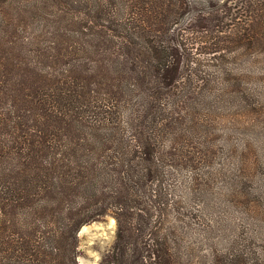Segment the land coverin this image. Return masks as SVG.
Instances as JSON below:
<instances>
[{
	"label": "rangeland",
	"instance_id": "1",
	"mask_svg": "<svg viewBox=\"0 0 264 264\" xmlns=\"http://www.w3.org/2000/svg\"><path fill=\"white\" fill-rule=\"evenodd\" d=\"M204 1L178 16L159 0H0L50 55L0 48V91L74 147L52 185L97 212L79 264L117 235L156 264H264V51L210 25Z\"/></svg>",
	"mask_w": 264,
	"mask_h": 264
},
{
	"label": "trees",
	"instance_id": "2",
	"mask_svg": "<svg viewBox=\"0 0 264 264\" xmlns=\"http://www.w3.org/2000/svg\"><path fill=\"white\" fill-rule=\"evenodd\" d=\"M124 10L131 0H104ZM175 15L200 13L189 0H159ZM207 22L250 55L264 51V0H205ZM191 7V9H190ZM198 9V10H197ZM45 39L0 3V48L13 59L47 61ZM74 147L0 91V264H79L78 231L97 219L88 204L52 185L75 169ZM97 264H156L135 240L117 235ZM173 264V263H164Z\"/></svg>",
	"mask_w": 264,
	"mask_h": 264
}]
</instances>
